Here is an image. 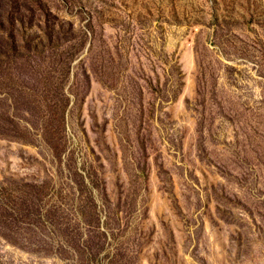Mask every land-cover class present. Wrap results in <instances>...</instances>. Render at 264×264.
Wrapping results in <instances>:
<instances>
[{
	"label": "rangeland",
	"instance_id": "obj_1",
	"mask_svg": "<svg viewBox=\"0 0 264 264\" xmlns=\"http://www.w3.org/2000/svg\"><path fill=\"white\" fill-rule=\"evenodd\" d=\"M0 264H264V0H0Z\"/></svg>",
	"mask_w": 264,
	"mask_h": 264
}]
</instances>
